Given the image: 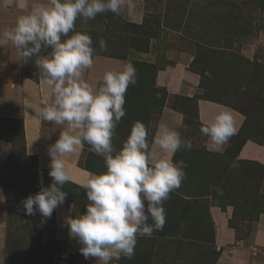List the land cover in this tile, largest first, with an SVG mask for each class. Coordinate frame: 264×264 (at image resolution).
I'll list each match as a JSON object with an SVG mask.
<instances>
[{
    "label": "rangeland",
    "instance_id": "rangeland-1",
    "mask_svg": "<svg viewBox=\"0 0 264 264\" xmlns=\"http://www.w3.org/2000/svg\"><path fill=\"white\" fill-rule=\"evenodd\" d=\"M133 4L135 10L141 1L133 0ZM144 5L141 23L132 21V10L125 7L121 15L106 11L87 22L78 17L74 24L76 32L90 36L95 54L128 60L137 72V83L130 84L125 93L126 115L114 131L120 138L112 140L114 148L122 147L137 121L147 127L150 142L148 120L166 94L154 85V76L158 68L173 62L166 57L170 50L190 54L192 69L201 75L203 95L240 109L251 136L264 143V0H144ZM101 40L106 45L103 49ZM36 58L23 60V74L34 80ZM186 122L184 140L191 148H181L173 160L187 165L185 179L163 203L164 227L150 237L138 236L132 258L122 256L115 260L117 264L215 262L218 251L213 244L210 206L230 196L235 188L232 183L241 178L235 169L242 166L234 156L242 139L232 137L224 154L210 152L203 145V125L192 116ZM0 136L13 143L0 167V185L6 186L10 213L9 248L5 241L0 264H74L75 255L55 238L54 211L48 218L18 212L21 201L41 189V176L43 187L52 183L49 169H40L36 157L25 152L21 120L1 121ZM233 162L238 166L233 167ZM79 165L105 171L103 158L87 144ZM251 173L245 174L252 178L248 193L255 195L258 177ZM62 190L79 192L68 183ZM239 220L235 214L230 224L239 228ZM7 225L6 221V232Z\"/></svg>",
    "mask_w": 264,
    "mask_h": 264
},
{
    "label": "clouds",
    "instance_id": "clouds-1",
    "mask_svg": "<svg viewBox=\"0 0 264 264\" xmlns=\"http://www.w3.org/2000/svg\"><path fill=\"white\" fill-rule=\"evenodd\" d=\"M125 7L132 10V0H46L18 16L13 27L0 30V47L11 43L25 62L37 57V75L53 98L41 109V118L66 126L47 148L52 183L43 187L41 176V189L23 199L18 212L51 217L68 197L62 189L71 178L62 157L89 145L103 158L105 171L87 173L80 184L88 201L85 212L66 217L65 224L84 259L96 258L100 264L122 256L131 259L138 236L150 237L163 229V203L181 186L187 167L184 161L173 162L165 154L191 148L177 130L160 122L151 142L159 151L154 150L148 129L140 121L131 126L119 150L113 146L114 131L126 115L125 93L130 84L137 83V72L126 63L120 70L105 72L98 87L90 86L84 72L93 66L92 40L88 34L76 32L74 24L78 17L87 22L106 11L121 15ZM70 32L74 34L69 36ZM100 46L106 47L103 40ZM42 49L50 51L41 54ZM200 131L213 145L227 144L236 134L232 111L223 108Z\"/></svg>",
    "mask_w": 264,
    "mask_h": 264
},
{
    "label": "crops",
    "instance_id": "crops-1",
    "mask_svg": "<svg viewBox=\"0 0 264 264\" xmlns=\"http://www.w3.org/2000/svg\"><path fill=\"white\" fill-rule=\"evenodd\" d=\"M138 1L141 4L131 11L130 19L141 23L145 5L144 0ZM43 2L46 0H0V30L13 27L18 16ZM48 51L50 49H42V53ZM166 57L173 62L158 68L154 76V85L166 94L162 105L157 111H152L148 120L150 145L159 151L151 142L160 122L177 130L184 140V128L190 116L204 125L223 108L232 111L236 128V134L232 137L244 139L234 156L242 166L235 169L241 178L232 183L235 188L230 196L222 197L220 205L210 206V214L215 223L213 244L218 251L214 264H264V143L251 136L246 126V115L240 109L203 95L201 75L192 69L190 54L170 50ZM126 63L131 62L93 53V66L85 70L84 79L96 88L102 82L105 72L120 70ZM35 69L37 74V67ZM52 99L51 90L41 76L37 75V80H34L23 74V60L19 57L18 50L11 43L0 47V123L21 120L25 152L36 157L40 169H49L47 148L66 127L41 118V109L51 103ZM228 144L229 142L223 146L213 145L207 136L203 140L206 149L220 154L226 153ZM12 149L13 143L0 136V167L5 164ZM82 152L83 149H77L62 157L65 170L71 178L69 183L78 187L87 179V173L92 172L79 165ZM175 154L176 152L165 155H170L174 160ZM250 173L253 177H258L255 195L248 193L252 178L246 175ZM87 203L86 195L75 196L69 193L65 203L54 210L55 238L64 244L68 253L75 255L74 264H100L96 258L84 259L79 252L80 245L70 236L65 224L66 217L83 214ZM235 214L241 219L239 228L230 224ZM6 216L5 194L0 185V260L5 247ZM110 264L117 262L114 259Z\"/></svg>",
    "mask_w": 264,
    "mask_h": 264
},
{
    "label": "trees",
    "instance_id": "trees-1",
    "mask_svg": "<svg viewBox=\"0 0 264 264\" xmlns=\"http://www.w3.org/2000/svg\"><path fill=\"white\" fill-rule=\"evenodd\" d=\"M114 57V56H113ZM35 74H36V69H35ZM21 125H22V123H21ZM23 132V131H22ZM113 140H116V141H119L120 140V138H119V136H116V135H113ZM244 139H242L241 140V142H240V144L242 143V141H243ZM239 144V145H240ZM91 148V147H90ZM82 167H84V168H86V169H88V170H90V171H92V172H95V173H97V174H99L100 172H98L97 170H95V169H93V168H91V167H89V166H86V165H84V166H82ZM66 183H68V184H70V185H72V186H74L75 188H77L78 190H79V192L78 193H72V192H70V191H67V190H63V191H66L68 194L70 193L71 195H75V196H78V194H80L79 196H83V195H86L85 194V190L84 189H82V188H80V187H78V186H75V185H73V184H71V183H69V182H66ZM2 187H3V190H4V194H5V200H6V202H9V199H8V195H7V191H6V186H5V184H2ZM6 210H7V232H6V246L9 248V242H8V240H9V234H10V232H9V217H10V213H9V204H7L6 203Z\"/></svg>",
    "mask_w": 264,
    "mask_h": 264
}]
</instances>
